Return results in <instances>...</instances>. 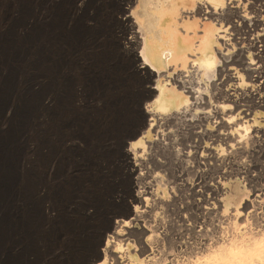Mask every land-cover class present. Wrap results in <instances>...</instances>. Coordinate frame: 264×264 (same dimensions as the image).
<instances>
[{"label": "rangeland", "instance_id": "obj_1", "mask_svg": "<svg viewBox=\"0 0 264 264\" xmlns=\"http://www.w3.org/2000/svg\"><path fill=\"white\" fill-rule=\"evenodd\" d=\"M62 1L63 6L69 7L70 9L76 7L79 10V7H82L78 13L76 12L80 24L89 26L94 25L91 30H93V32L98 30L95 37L94 34H90L89 31L85 32L83 36L84 40L82 39L81 41L84 42L76 53H74L75 56L72 54L70 55L71 52L69 54L67 53L71 43H75V40L70 41L67 33L57 36L51 32L48 35L38 34V36H34L32 33L29 37L25 35L28 31L26 28L24 29V25L27 23L30 25L38 24L43 18L45 19V16H43V18L40 17L45 14V12H49L54 4V0H0V75L6 71V67H10L13 70L14 81L12 84L9 83L6 87V94L8 95L6 100L10 101V104H17L19 102V94L28 101L34 92L36 96V92L39 90V81H50L48 76L37 77L36 73L44 71L46 74L44 66L49 63L48 61H50L51 58H55V56L59 54H66L64 57L69 59V65H63L60 69L62 77L60 73H57V78L52 86L56 91L59 89L60 101L55 102L54 105L47 110L41 107L35 109L38 102L32 97L31 102H33V105L36 102V105L34 108L32 107L30 120L25 122L26 125L23 126L24 133L18 139L20 163H25L26 166L25 171L24 169H19V173L17 174L18 181L16 187L18 192L17 195H15V202L20 203V219L17 222L15 219L13 227L9 225L10 230H12L10 233L11 238L5 239L4 241L8 246L12 245L13 242L19 249V253L14 255V257H17L16 261L22 264H85L86 256L89 254L93 255L95 252V245H92V241L96 242L99 232L102 231L105 226L110 224L115 226V224H117V219H131L132 230L130 229L131 227H123L125 235L122 234V237L125 240H123L122 243L124 242L125 247L129 244L131 250L133 252L136 251L141 257H145L146 255L151 257L153 255H151L152 252H158V247L160 249H167L168 247L166 248V246L169 245L170 240L173 241L175 239L174 242L176 241L175 243L177 244L182 242L184 246L182 245L181 248L170 253V261H166V263L170 262L168 264H188L187 260L198 257V255L203 252L202 248L211 241H214L215 238V240L219 241L226 238L229 240L230 238L243 240V237L247 238L252 235L249 233L251 230L264 232V170L260 171L259 168L252 167L254 166V164H252L254 162L257 163L258 161V164L264 163V152L261 153V148H259L260 145L258 143H255V145L252 144L253 146L249 145L251 151L247 154L240 152L241 154L232 153L228 158L225 156L223 159L227 158L225 162H227V164L229 163L227 165L229 169L223 166L219 167L223 170L219 169L218 166H215L216 164H210L208 167H203L200 164L201 167H197L196 165V168V163L192 160L193 156L184 152L190 149L186 147L181 150L182 153L174 152L171 154L175 157L173 163L170 162L169 157L171 156H168V154L166 155V153L161 152V155H158L159 158L163 156L161 159H163V161L167 160L166 163L170 162L169 164L171 165L159 164L157 166V164L155 165L150 162L144 165L147 169L142 165H138L140 167L135 168L132 155H129L125 151L128 146L127 142L130 140L127 136L139 128L142 122V116H139V108L145 109L150 99L145 100L143 97L144 85L141 83V77L134 72L135 59L133 60V58L131 59L129 56L125 55L121 48L125 39L124 37L128 36V34H124V31L121 30L120 24L118 23V16L120 17L122 15L119 7H122L125 3L122 0H116V2L115 0ZM36 5L37 7H35ZM92 8L93 10H91ZM111 15L114 17L113 19L110 18ZM72 16L75 15L72 13ZM96 24L97 27H95ZM42 46L45 48L42 49ZM18 47L20 51H18L17 56L14 57V51ZM22 47L26 50L25 55L22 53ZM42 56L44 59L47 58L46 62L43 60V64ZM130 60L133 61V67L131 66ZM63 71L64 73L69 72L68 81L70 83L68 88L64 84L66 80H62L64 76ZM137 109L139 114L137 113ZM2 116H0L1 125L5 120V118H3L4 116ZM72 117L75 118L74 121L68 126L65 125V120L69 121ZM59 122L64 125H60ZM180 122V124L179 122H177L178 124L176 123V128L174 127L175 129L178 128L179 132L176 137H182L183 134H186V136L184 135L182 138L175 139V141L181 143L182 140L186 142L192 139L198 140L197 137L194 138L193 136V131L197 127L196 123L185 120ZM78 135H82L84 138H80ZM66 141L71 143L70 146H72V142L74 141L73 146H69L71 148L70 150L65 148L67 145ZM44 145L47 147H43ZM155 149L157 150V148ZM152 150L154 149L147 150L148 157L153 154L154 151ZM53 152L57 155L58 159V163L55 164V171H53L55 172L54 179L52 175H49V170L52 165L51 161L53 162ZM183 156L184 158H182ZM190 156L191 158H189ZM9 157L11 158V150L9 151ZM176 158H178V160ZM256 158L258 159L256 160ZM184 159L187 160L185 161ZM181 161L184 165L181 164ZM218 163H220V161H218ZM232 165L235 166V169ZM41 166L44 171L39 173V171H41ZM186 166H190L189 169ZM193 166L196 168L195 173ZM0 169L5 168L1 166ZM185 169H188L190 172ZM226 169L227 172H225ZM230 169L233 170L230 171L232 172V176L226 175V173H229L228 171ZM173 170L176 171H174L175 174H172ZM47 171L48 173H46ZM185 171L188 172L185 173ZM251 172H254V174ZM143 173L148 176H145ZM158 174H160L159 178ZM216 174L217 176H214ZM38 175L45 178L41 182L45 183L46 186L52 183L53 187H57V193L52 199L54 207H51L52 212L50 211V215V212L46 211L47 206L52 205L50 201L43 199L41 203V200L38 199V202L35 203L40 213L42 211V217L38 214L41 217L40 221L31 203L32 199L35 198V180L37 178V181H39ZM184 175L189 178H185ZM137 176L142 177L143 181ZM195 176L196 178H194ZM210 176L211 178H209ZM214 177L216 180L224 178L223 183L225 184L217 183ZM158 179L160 182L157 184ZM231 179L232 184L234 183L233 185L230 184ZM205 180H208L207 183L209 182L208 184L210 186L212 185V190L209 192L206 190V187H204ZM236 180L239 181V186L245 189V195L241 197V203L237 205L233 203L232 208L230 207L226 212L221 209L223 202L221 207L218 205L219 201L217 202V198H220V196L216 197V199L211 198V200L206 201L205 204L203 198L205 195L202 197V195L200 196L196 193L200 191L206 195H210L213 190L214 192L217 190L220 194L227 191L229 192L231 186L233 189V186L236 185ZM138 181L141 182L138 183ZM149 181L154 186L151 185ZM176 182H180V185ZM163 183L165 184L162 185ZM182 183H184L185 186ZM180 186H182V188H180ZM143 187L146 190H143ZM194 189L195 191L193 192ZM137 190L142 191L141 198L138 199L135 197V193H137L135 191ZM257 195L259 197H257ZM25 196L29 200L32 206L31 208L23 204L26 199ZM151 196L154 198H151ZM156 200L159 201L157 202ZM172 200L174 201L172 202ZM155 201L158 204H155ZM136 205H139V210L142 211V213L140 211L137 214L133 212V208ZM214 205L219 207V211L217 210L218 212L215 211L213 213L206 209L207 206L213 207ZM238 207H240L239 210L237 209ZM139 215L141 216L139 217ZM257 215L260 216L258 217ZM133 216H135L134 219ZM252 216H254V218ZM51 218H53L52 220L54 221L49 223ZM114 221H116V223ZM255 221L257 223L254 224ZM151 227L152 229L153 227L155 228L153 232ZM208 228L213 232L210 233ZM113 229L114 228H112L111 231H113ZM111 231H109V233H111ZM206 232L211 234L209 235L211 237H209ZM107 233L106 231L104 239ZM155 235H158L160 240L157 243L153 242L151 244L150 238L153 239ZM169 237L170 239H168ZM140 240H142L141 242H148V245L152 247V249L149 247L147 252L141 254L140 249L142 248V243ZM188 245L191 247H188ZM34 246L38 248V254L36 252L31 254V249ZM28 249L29 252L27 254ZM189 251L192 253H189ZM35 257H37V259ZM122 264H131V262H129V258L125 256L122 258Z\"/></svg>", "mask_w": 264, "mask_h": 264}, {"label": "bare ground", "instance_id": "obj_2", "mask_svg": "<svg viewBox=\"0 0 264 264\" xmlns=\"http://www.w3.org/2000/svg\"><path fill=\"white\" fill-rule=\"evenodd\" d=\"M122 1H124L125 5L119 7V10L122 13V15L120 17L117 15L118 23L120 24L121 30L124 31V34L126 33L128 34V36L124 37L125 39L121 45V48L125 55L129 56L131 59L133 58V60L135 59L136 63L134 65L135 66L134 72L141 77V83L142 85H144L143 97L145 100L150 99L147 102V106L145 107V109L139 108L140 114L137 109V113L139 114V116H142V122L140 123L139 128L131 132L127 136V138L130 140L129 142H127L128 146L125 149V151L129 155H132L134 159L133 165L135 166V168H139L140 166L138 165H142L143 167H146L144 165L150 162L154 163L155 165L157 164V166L159 164L168 165L170 162L173 163L175 161L174 160L175 157H173L171 154H173L174 152L182 153L181 150H183L185 147L187 149L190 148L189 151L187 150L184 152H186L188 155L193 156L192 160H194V162L196 163L195 167L196 165L197 167H201V165L203 167H208V165L210 166V164L212 165L216 164L215 166H218V168L223 166L229 169L227 166L229 163L227 164V162H225L228 156L232 155V153L237 154L240 152L247 154L251 151L249 145L252 144L255 145V143H258L260 145L259 148H261V153L264 152V0H122ZM37 5L35 7H37ZM81 9L82 7H79V10L76 7H72L70 9L69 7L63 6L62 0H54V4L49 10V12L47 13L45 12V14H43L42 16L40 15L41 16L40 18H43V16H45V19L43 18L44 20L39 19L41 20V22H38V24H33V25L25 23L26 25H24V29L26 28L28 31V33L25 35L26 37H29L31 33L34 36H38V34L48 35L51 32L52 34L57 36V35H64L67 33V35L70 38V41L75 40V43H71L69 51L67 53L69 54L71 52L70 55L72 54L73 56H75L74 53H76V51L79 49L81 44L84 42L81 41L83 39L85 32L89 31L90 34H94V37L95 34L98 33V30L95 32L91 30L94 25L89 26L86 24L84 25L80 24V20L77 18L76 12L78 13ZM91 10H93V8ZM72 13L75 16H72ZM110 18L113 19L114 17L111 15ZM95 27H97V24L95 25ZM44 48L45 47L42 46V49ZM18 51H20L19 47L14 51V57L17 56ZM22 53L24 55L26 53L24 47H22ZM65 55L59 54L58 56H55V58H51V60L48 61L49 63L44 66V70L46 71V74L44 73V71H39L36 73L37 77L48 76L50 78V81L48 82L46 80H41V81L38 80L39 90L36 92V96L34 92L30 96V99L28 101H26L25 98L21 97L22 95L19 94L20 95L19 102L17 104L16 103L10 104V101L6 100L8 96L6 94V87L8 86L9 83L12 84L14 81L13 70L10 67H6V71L0 75V83H1L0 116H2L3 114L4 117L3 116L2 117L5 118L3 124L1 125L0 123V167L2 166L3 168H5V169H0V264H22L21 262L18 263V261H16L17 259L16 256L14 257L15 254L17 255L19 253V249L13 244V242L12 245L10 246L4 243L5 239L7 240L11 238L10 233L12 232V230H10L9 225L13 227L15 223V219L16 222L20 219L19 216L20 203L15 202L16 199L15 195H17L18 192L16 187V183L18 181L17 174L19 173V169H24L25 171L26 166L25 163L24 164L20 163V158L18 155L19 152L18 139L24 133L23 126L26 125L25 122L27 120L28 121L30 120L32 107L33 108L35 107L36 102H38V105L35 107V109L36 108L39 109L41 107L42 109L47 110L51 108L55 102L60 101L59 99L61 98L59 97V93H60L59 89H57L56 91L52 88V86L54 84L53 82L57 78L56 74L60 73L61 67L66 64L69 65V59L65 58L64 57ZM43 60L46 62L47 58L44 59V57L42 56V64H43ZM130 63L132 66L133 61L130 60ZM61 75L62 74L60 73V76ZM64 76L62 80L67 81V82L64 81V84L68 88L70 83L68 81L69 72L64 73ZM32 97L35 98L36 100L34 105L32 104L33 102H31ZM74 119L75 118L72 117L69 119V121L65 120V125L67 126L70 125L71 122L74 121ZM183 120L189 122L192 121L196 123L197 125L196 129L195 130L193 128L192 129L194 130L193 131L194 138L197 137L198 140L192 139L191 141L188 140V142H186L185 140L184 142L182 140L181 143L175 141V139L177 140L179 138H182L184 135L186 136V134H183L182 137L179 138L176 137L179 134L178 128L175 129L176 123L179 122L180 124L181 123L180 121ZM60 125H64V124L60 123ZM191 126H195V125H191ZM189 133L191 135L190 131ZM82 135H78V137L84 138ZM73 142H72V146H73ZM70 145L71 143L67 142L65 148L70 150L71 149L70 147H72ZM43 147H47V146L44 145ZM152 148L154 149L152 150L154 152L152 155L150 154L151 155L150 157H148L147 150ZM155 148H157V150ZM10 150H11V158L9 157ZM12 151H13V156H12ZM161 152H164L166 153V155L168 154V156H171L169 157L170 158L169 163L168 162L166 163L167 160L163 161V159H161L163 158V156L161 158L158 157V155ZM225 156H227V158L223 159ZM178 158L176 159L178 160ZM182 158H184V156ZM189 158H191V156ZM257 159L258 158H256V160ZM218 161H220V163H218ZM51 163L52 165H51V169L49 170V175H52L53 178L55 177L54 176L55 172H53L55 171V167H56L55 164L58 163L57 155L55 153L53 154V162L51 161ZM181 164H183L182 161ZM252 164H254V166L252 167H255L257 169L259 168L260 171L264 170V163L258 164L257 161V163L254 162ZM186 167L189 169L190 166H186ZM195 167H194V173L196 172L195 170L197 168ZM233 167L235 169V166ZM227 169L225 172H227ZM40 170L41 171H39V173L44 171L42 166L40 167ZM174 171L175 170H173L172 174L174 173ZM188 171H185V173ZM230 171L233 170L230 169L228 171L229 173L228 174L226 173V175L232 176L231 174L232 172ZM46 173H48V171ZM145 173L143 174L145 175ZM251 173L254 174V172ZM159 175L160 174H158V178L160 177ZM140 176L137 177H139L142 180V177ZM214 176H217V174ZM37 177L40 182L37 181L36 178L35 180L36 191L34 196L35 198L32 199L31 203L36 212L35 214L36 215L39 214L42 217L41 215L42 211L40 213L39 208L38 206L35 205V203L38 202V199L41 200V203L43 199L50 201V204L52 205H48L46 208V211L50 212L51 207H54V203L52 199L57 193V187H53L52 183L49 185L47 184L48 186H46L45 183L41 182L45 178L41 175H38ZM194 178H196V176ZM209 178H211V176ZM223 179L224 178L216 180L215 178L217 183L225 184L223 183L224 182ZM207 181L206 180L204 181V187H206V190H208L209 192L210 190H212L211 188L212 185L210 186L208 184L209 182L207 183ZM140 182L141 181H138V183ZM159 182L160 180L158 179L157 184ZM179 183L180 182H178L177 184ZM235 183L236 185L233 186L234 187L233 189L231 186L229 192L227 191L225 193L220 194V192H218L217 190L216 192H214L213 190L212 194L210 195H206L200 191L196 193L197 195L200 196L202 195V197L205 195L203 197L205 200V204L206 201L211 200V198L216 199V197L220 196V198H217V202L219 201V204L218 203L217 204L219 205V207H221L223 202V206L221 207V209L222 211L226 212L228 209H230V207L232 208L233 203L235 205L241 203L240 199L245 195V189H242L239 186V181L236 180ZM164 184L165 183H163L162 185ZM230 184H232V179L230 181ZM56 185L58 186L57 183ZM180 188H182V186H180ZM143 190L146 189L144 188ZM194 191L195 189L193 190V192ZM135 192H137L135 193V197L137 199L141 198L142 191L137 190ZM152 197L153 196H151V198ZM257 197L259 196L257 195ZM174 200H172V202ZM157 202L155 204H158ZM23 204L29 206L30 208L32 207L27 197L24 200ZM219 207L217 205H214L213 207L207 206L206 209L214 213L215 211L218 210ZM239 208L240 207H238L237 209L239 210ZM139 211H140L139 205H136L133 208V212L137 214ZM51 212L49 213V215L51 214ZM140 212L142 213V211ZM253 215L256 216L255 214ZM260 215L257 216L259 217ZM40 216H39V221L41 219ZM140 216L141 215H139V217ZM254 216L252 217L254 218ZM134 217L135 216H133V219ZM52 219L53 218H51L49 223L54 221ZM256 221L254 222V224L257 223ZM114 222L116 223V221ZM123 227H131V219H120V220L117 219V224H115V226H112V224L105 226L102 229V231L99 232V236L96 239V242L92 241V245H95V252L93 255L89 254L86 256L85 264H122V258H124L125 256L129 258V262H131V264H164L166 263V261L168 260L170 261L169 259L170 253L173 252L174 250H177L178 248H181V246L183 245L182 242H179V244L175 243L176 242V241L174 242L175 239L173 241L170 240L169 245L166 246V248L168 247L167 249H163V248L160 249L158 247L157 249L158 252L156 253L152 252L151 255L152 254L153 255L151 257H149L148 255H146L145 257H141L140 255H138L136 251L133 252L131 250L129 244L128 246L125 247L124 242L122 243V241L125 240L122 237V234L125 233ZM112 228H114L113 231H111ZM130 229L132 230V227ZM154 229L155 228L153 227L152 232L154 231ZM106 231L108 233L109 231H111V233L109 234L107 233L106 238L104 239V234ZM209 232L212 233L213 231L211 232L209 229ZM260 232L251 230L249 233H251L252 235L247 238L243 237V240H235L233 238L232 239L230 238L229 240L226 238V239H222V241H219V240H215L216 239L215 238L214 241H211L205 247L202 248L203 252H201V254L198 255V257H194V259L187 260V263L188 264H264V232L262 233ZM209 235L211 234H208V236ZM168 239H170V237ZM159 240L160 237L158 235H155L153 239L150 238V243L151 244L153 242L157 243ZM141 241L142 240H140V242ZM141 243H142V248L140 249V252L141 254H144L149 250L150 246L148 245V242L146 243L143 241ZM190 245H188V247ZM150 248L152 249V247ZM38 251H39L38 248L34 246L31 249V254H34V252L38 254ZM28 252L29 249L27 251V254ZM190 252L191 251H189V253ZM35 258L37 259V257Z\"/></svg>", "mask_w": 264, "mask_h": 264}]
</instances>
